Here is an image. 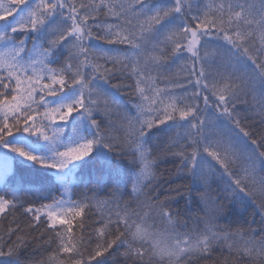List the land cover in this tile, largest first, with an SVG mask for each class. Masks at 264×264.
I'll return each instance as SVG.
<instances>
[{
  "label": "snow or ice",
  "instance_id": "snow-or-ice-1",
  "mask_svg": "<svg viewBox=\"0 0 264 264\" xmlns=\"http://www.w3.org/2000/svg\"><path fill=\"white\" fill-rule=\"evenodd\" d=\"M0 22V218L12 217L0 234V264H21L25 228L52 233L47 264H106L98 258L114 246L123 264H190L217 251L218 264H264V227L218 223L227 218L225 201H264V132L242 115L255 112L264 125V0H0ZM93 40L126 49L96 50ZM184 54L194 90L157 84L153 73ZM115 74L134 80L135 116L121 115L112 99L121 87L111 83ZM158 135L168 136L193 188L203 189L202 227L189 230L178 211L145 192L156 180L149 140ZM129 156L134 207L118 187L111 200L70 198L86 183L79 170L95 172L94 191H103ZM17 164L51 173L62 194L25 206L8 183ZM93 208L101 210L95 240L84 235ZM18 209L28 218L23 227Z\"/></svg>",
  "mask_w": 264,
  "mask_h": 264
},
{
  "label": "trees",
  "instance_id": "trees-1",
  "mask_svg": "<svg viewBox=\"0 0 264 264\" xmlns=\"http://www.w3.org/2000/svg\"><path fill=\"white\" fill-rule=\"evenodd\" d=\"M205 3L208 0H204ZM4 6L8 7L9 0H3ZM23 7V5H20ZM9 20L12 17H8ZM103 20V17H101ZM111 22V21H109ZM2 23V22H0ZM16 38H21V34H16ZM92 46L94 49H106L112 47H119L122 50L126 49L124 45H109L103 41L93 40ZM217 42L213 41L209 44V47H215ZM31 47V44L28 45ZM104 63L103 60L100 61ZM190 65L189 54H184L182 58L169 57L164 64L160 66L157 72L153 73L157 75V84L161 87L165 86V82H179L185 83V86L189 91L194 90L191 85L187 84L188 78V66ZM111 67V64L108 65ZM112 84H118L121 87L119 89L112 90V99H114L118 105H120L121 115L135 116L136 111L133 105L138 102V97L134 94V80L127 75L115 74L111 78ZM176 92L183 91L182 89H174ZM203 107V105H201ZM242 115H248L247 123L251 125L257 133L264 132V125L260 123V117L252 113H243ZM113 119H116L114 116ZM27 136V134H25ZM35 140L34 137H29ZM149 147L152 151V158L155 160V173L156 180L151 186L145 189V192L152 196L158 197L160 201L166 202L170 209L174 212H179V220L182 223H186L188 229L191 230L193 226L202 227L199 224L197 217H203L204 213L201 211L202 205L198 203L197 197L203 189L196 190L192 186L191 180L182 171L181 164L178 157L172 155V152L177 149L170 146V140L166 135H158L152 137L149 140ZM129 156L121 164V173L117 177H111L107 179L103 185V191H94L97 189V174L91 169H84L78 171V176L82 177L86 183H79L71 191V199L73 201H79L83 199L85 195L95 196L99 200H111L113 191L118 187L119 192L116 195H122V202L129 203L133 207L135 201L128 192L131 189V181L134 179L133 170L128 160ZM40 166H36L39 169ZM18 182V183H17ZM8 183L13 188H17V195L25 206L30 204L48 203L49 200H41V197L59 198L62 194L58 190V185L55 184L53 175L51 173H45L33 169L30 165L17 164L16 176L9 177ZM212 187L218 189L216 183H213ZM264 203L259 198L255 204L240 203V202H227V218L220 217L218 223L231 230L241 229L247 230L249 228L255 229L257 232L264 227V209H261L259 205ZM16 219L20 221L21 226H25L28 223V218L23 215L22 210L16 211ZM86 223L84 235L86 237L91 236L93 240L96 239L94 230L100 225L96 223L101 219V210L93 208L90 213L86 212ZM12 217L0 218V234H3L9 227ZM74 232L77 229L74 227ZM44 233L43 236L40 234ZM20 235L24 236L27 240V246L23 250L21 255V264H47L48 258L53 255L56 247L55 243L49 245L45 241L52 237L50 231H46L44 228H40L37 231H32L25 228ZM15 239V237H13ZM5 240L7 237L5 236ZM119 243V242H117ZM95 247L92 243L88 246L89 251ZM113 255L105 254V257L98 259L106 260V264H123V261L119 255V252L114 249L111 250ZM122 251V249L120 250ZM87 254V253H86ZM63 258V257H61ZM220 260V253L217 251L212 259L202 260L194 258L190 264H218ZM95 264V261L91 262Z\"/></svg>",
  "mask_w": 264,
  "mask_h": 264
},
{
  "label": "rangeland",
  "instance_id": "rangeland-1",
  "mask_svg": "<svg viewBox=\"0 0 264 264\" xmlns=\"http://www.w3.org/2000/svg\"><path fill=\"white\" fill-rule=\"evenodd\" d=\"M15 15V14H14ZM59 123V122H58ZM71 122H69V124H70ZM49 134H51V132L49 131ZM71 134V129H70V127H67L66 126V130H65V133H64V136L65 137H67L68 135H70ZM35 138V137H34ZM65 198L66 199H68L69 198V196H65ZM70 198H71V193H70Z\"/></svg>",
  "mask_w": 264,
  "mask_h": 264
}]
</instances>
